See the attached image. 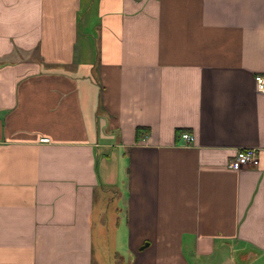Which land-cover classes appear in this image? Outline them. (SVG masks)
I'll list each match as a JSON object with an SVG mask.
<instances>
[{
	"label": "crops",
	"instance_id": "obj_1",
	"mask_svg": "<svg viewBox=\"0 0 264 264\" xmlns=\"http://www.w3.org/2000/svg\"><path fill=\"white\" fill-rule=\"evenodd\" d=\"M255 73L264 0H0V264H264Z\"/></svg>",
	"mask_w": 264,
	"mask_h": 264
},
{
	"label": "built area",
	"instance_id": "obj_2",
	"mask_svg": "<svg viewBox=\"0 0 264 264\" xmlns=\"http://www.w3.org/2000/svg\"><path fill=\"white\" fill-rule=\"evenodd\" d=\"M256 88L264 92V74L255 73L253 75ZM181 136L189 142L192 139V135L189 132H183ZM41 141H47L48 137H40ZM259 161L258 151L256 147L248 146L237 148L228 161V166L232 169H239L247 165H255Z\"/></svg>",
	"mask_w": 264,
	"mask_h": 264
},
{
	"label": "rangeland",
	"instance_id": "obj_3",
	"mask_svg": "<svg viewBox=\"0 0 264 264\" xmlns=\"http://www.w3.org/2000/svg\"><path fill=\"white\" fill-rule=\"evenodd\" d=\"M100 242L103 244H108V242H109L108 236H105L104 239H102V240L100 239ZM109 252H110V256H112V259H110L112 262L115 260L117 262H120V260L123 259V255H118L117 253L113 255V250H110ZM129 257H131V255H129Z\"/></svg>",
	"mask_w": 264,
	"mask_h": 264
},
{
	"label": "trees",
	"instance_id": "obj_4",
	"mask_svg": "<svg viewBox=\"0 0 264 264\" xmlns=\"http://www.w3.org/2000/svg\"><path fill=\"white\" fill-rule=\"evenodd\" d=\"M139 131V129H137V132Z\"/></svg>",
	"mask_w": 264,
	"mask_h": 264
},
{
	"label": "water",
	"instance_id": "obj_5",
	"mask_svg": "<svg viewBox=\"0 0 264 264\" xmlns=\"http://www.w3.org/2000/svg\"><path fill=\"white\" fill-rule=\"evenodd\" d=\"M144 244H146V243H144ZM143 245H141V247H142Z\"/></svg>",
	"mask_w": 264,
	"mask_h": 264
}]
</instances>
